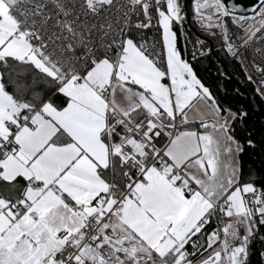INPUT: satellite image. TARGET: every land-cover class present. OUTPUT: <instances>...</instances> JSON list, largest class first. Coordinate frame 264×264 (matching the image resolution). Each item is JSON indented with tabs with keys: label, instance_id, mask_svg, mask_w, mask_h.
<instances>
[{
	"label": "snow or ice",
	"instance_id": "snow-or-ice-1",
	"mask_svg": "<svg viewBox=\"0 0 264 264\" xmlns=\"http://www.w3.org/2000/svg\"><path fill=\"white\" fill-rule=\"evenodd\" d=\"M192 11L264 76V0L251 17ZM187 15L181 0H0V264H253L264 182L243 171L244 113L179 47Z\"/></svg>",
	"mask_w": 264,
	"mask_h": 264
},
{
	"label": "trees",
	"instance_id": "trees-1",
	"mask_svg": "<svg viewBox=\"0 0 264 264\" xmlns=\"http://www.w3.org/2000/svg\"><path fill=\"white\" fill-rule=\"evenodd\" d=\"M183 2L184 0H181L182 5ZM191 3L192 0H188L190 25L186 18L182 28L177 26L175 29L180 37L179 47L182 51L187 52L194 71L210 88L221 105L231 108L233 111L244 113L235 122L234 135L244 148L240 154L243 171L245 174L254 176L257 185H259L264 182V101L247 80L240 62L228 55L223 49V41L219 38V31L216 30L217 36L203 33L190 19ZM228 24L231 31H239L232 25L231 19L228 20ZM192 28L196 31H193ZM145 31L149 39L152 30ZM193 53L196 55L195 59H193ZM235 81L243 85L249 95L253 108L259 114V123L256 122L247 105L245 93L239 89ZM248 140L252 141V145L247 143ZM261 234L264 235V229H261ZM258 250H264L259 237L253 246V264H258L259 257L255 254Z\"/></svg>",
	"mask_w": 264,
	"mask_h": 264
},
{
	"label": "water",
	"instance_id": "water-1",
	"mask_svg": "<svg viewBox=\"0 0 264 264\" xmlns=\"http://www.w3.org/2000/svg\"><path fill=\"white\" fill-rule=\"evenodd\" d=\"M226 2H227L228 7L230 9H232V15H234V16H243V17L251 16V15L254 14L255 10H258L261 7V0H226ZM183 5H185V10L188 13V15H187V23L190 25V22H189V10H188V0H184ZM192 29H193V31H196L194 28H192ZM237 86L239 87V89L242 92L245 93L246 99H247V105H248L249 109L251 110L256 122L259 123L260 122L259 114L253 108L249 95L246 93V90L244 89L243 85L237 83Z\"/></svg>",
	"mask_w": 264,
	"mask_h": 264
},
{
	"label": "built area",
	"instance_id": "built-area-1",
	"mask_svg": "<svg viewBox=\"0 0 264 264\" xmlns=\"http://www.w3.org/2000/svg\"><path fill=\"white\" fill-rule=\"evenodd\" d=\"M151 36L149 38V42L151 43L152 41V37L155 36L156 39H159V36L156 32H154L152 30L151 32ZM256 47H264V45H260L257 44ZM255 56L256 59V63H261V59L259 56H256V54L250 50L249 52V59L244 61V64L246 65V67L242 66L241 63V67L243 69V72L247 78V80L249 81V83L251 84V86L253 87L254 91L261 97V99L264 101V95L261 94V91L259 90H264V84L261 83L262 80H264V76L261 75L260 72H258L256 70L255 67L252 66V57ZM249 76H251V79H249Z\"/></svg>",
	"mask_w": 264,
	"mask_h": 264
},
{
	"label": "rangeland",
	"instance_id": "rangeland-1",
	"mask_svg": "<svg viewBox=\"0 0 264 264\" xmlns=\"http://www.w3.org/2000/svg\"><path fill=\"white\" fill-rule=\"evenodd\" d=\"M192 3H193V0H192ZM192 3H191V7H190V11H191V14H190V19H192L194 21V23L196 24V26L198 27V29H200L203 33H212V31H216L218 29H206L205 27H202L198 22H196L194 19H193V11H192ZM207 9L205 10V12L207 13ZM253 16V15H251ZM251 16H246V17H251ZM235 17H241V16H235ZM219 31V30H218Z\"/></svg>",
	"mask_w": 264,
	"mask_h": 264
}]
</instances>
